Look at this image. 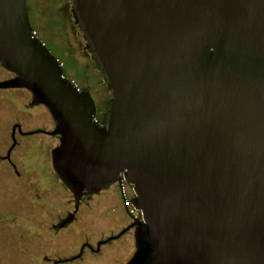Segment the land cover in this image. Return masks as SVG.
<instances>
[{
    "label": "water",
    "instance_id": "water-1",
    "mask_svg": "<svg viewBox=\"0 0 264 264\" xmlns=\"http://www.w3.org/2000/svg\"><path fill=\"white\" fill-rule=\"evenodd\" d=\"M113 93L106 126L34 36L28 0H0V63L47 108L77 204L124 178L128 264H264V0H75Z\"/></svg>",
    "mask_w": 264,
    "mask_h": 264
},
{
    "label": "rangeland",
    "instance_id": "rangeland-1",
    "mask_svg": "<svg viewBox=\"0 0 264 264\" xmlns=\"http://www.w3.org/2000/svg\"><path fill=\"white\" fill-rule=\"evenodd\" d=\"M28 13L39 40L64 63L65 77L77 76L95 101L96 116L104 118L113 93L90 59L70 0H28ZM14 77L0 64V83ZM55 129L51 113L27 89H0V264H128L137 251L136 232L105 244L100 253L87 247L133 221L119 185L86 192L77 204L56 172L61 139ZM129 195L133 202L131 186ZM73 215L65 225L62 218Z\"/></svg>",
    "mask_w": 264,
    "mask_h": 264
},
{
    "label": "trees",
    "instance_id": "trees-1",
    "mask_svg": "<svg viewBox=\"0 0 264 264\" xmlns=\"http://www.w3.org/2000/svg\"><path fill=\"white\" fill-rule=\"evenodd\" d=\"M70 3H71V7H72V9L74 10V13H76V16H77L76 18H77L78 24H79V26L81 27V29H82V31H83V33H84V37H85V40H86V42H87V49H88L89 53L92 55V57H90V59H92V60L94 61V63L96 64L95 66H97V68L103 73V75L105 76L106 83H107V82H108V78H107V76H106V74H105V72H104V70H103V67H102V65H101V63H100V61H99V59H98V57H97V54H96V52H95V50H94V47H93V45H92V43H91V41H90V39H89V37H88V35H87L85 29H84L83 22H82V20H81V18H80V16H79V13H78V10H77V7H76V2H75V0H70ZM27 9H28V5H27ZM71 17H72V16H71ZM70 20H71V19H70ZM77 21H76V22H77ZM33 30H34L37 34L39 33L36 29L33 28ZM38 39H39V34H38ZM58 60H59V59H58ZM59 62L62 63L63 66H64V63H63L61 60H59ZM0 64H1V63H0ZM63 66H62V67H63ZM63 72H64V71H63ZM64 76H65V75H64ZM73 77H74V76H73ZM68 80H69V79H68ZM76 80H77V76L75 75V77H74V78H71V80H69V81H70V82L75 81L76 83H78ZM78 85H79V83H78ZM79 87H80V90L84 92V90L81 88L80 85H79ZM112 97H113V95H112ZM109 110H110V108H109ZM109 110H108V112L106 113V115L104 116V118H102V119H100V118H98V116H96L98 122H99L102 126H106V125H107L108 117H109ZM58 174H59V173H58ZM129 185H130L131 187H133L131 184L128 183V187H129ZM74 218H75V215H73V216H71V217H68V218L65 219L63 222H64L65 225H67V224H69L68 222H70L71 220H74Z\"/></svg>",
    "mask_w": 264,
    "mask_h": 264
},
{
    "label": "flooded vegetation",
    "instance_id": "flooded-vegetation-1",
    "mask_svg": "<svg viewBox=\"0 0 264 264\" xmlns=\"http://www.w3.org/2000/svg\"><path fill=\"white\" fill-rule=\"evenodd\" d=\"M114 186H118V184H116V185H114ZM130 186V185H129ZM84 200V197H83V199H82V201ZM88 202V201H87ZM90 202V201H89ZM76 217V216H75ZM67 219V218H66ZM63 220H65V219H63ZM137 222H143V218H141V219H139V220H134L133 219V221L132 222H129L126 226H124L123 227V229L119 232V233H117V234H114V235H112V236H110V237H108V238H106V239H101V240H99L98 241V243H97V245L98 246H94V245H89V244H87V247H89L90 249H91V251L93 252V253H100L102 250H103V246H105V244H108V243H110V242H114L115 240H117V239H122V238H125L126 236H128L131 232H134V234H135V232H136V229H137V227L138 226H136L135 224L137 223ZM86 247H84V249H85ZM78 257H80V256H72L71 257V259L73 260V259H77ZM70 259V260H71ZM131 261V260H130Z\"/></svg>",
    "mask_w": 264,
    "mask_h": 264
},
{
    "label": "built area",
    "instance_id": "built-area-1",
    "mask_svg": "<svg viewBox=\"0 0 264 264\" xmlns=\"http://www.w3.org/2000/svg\"><path fill=\"white\" fill-rule=\"evenodd\" d=\"M33 34L35 37L38 38V34L35 31L33 32ZM61 65L63 66L62 63H61ZM72 83L77 87L78 90H80L78 83H76L75 81H72ZM118 185H119V190H120V194L122 196L124 205H125L126 209L129 211V213L132 215L133 219L139 220V219L143 218L141 211H139L134 206L133 202L130 199L129 187H128V183L126 182V180L123 178L122 181Z\"/></svg>",
    "mask_w": 264,
    "mask_h": 264
},
{
    "label": "crops",
    "instance_id": "crops-1",
    "mask_svg": "<svg viewBox=\"0 0 264 264\" xmlns=\"http://www.w3.org/2000/svg\"><path fill=\"white\" fill-rule=\"evenodd\" d=\"M72 75V74H71ZM56 172L58 173V171L56 170ZM62 219H66V218H62ZM64 261H67V259L66 260H64Z\"/></svg>",
    "mask_w": 264,
    "mask_h": 264
}]
</instances>
